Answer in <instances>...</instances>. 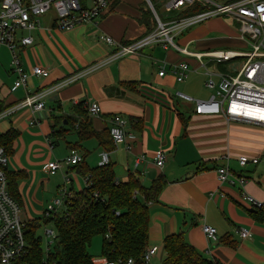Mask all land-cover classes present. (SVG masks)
Wrapping results in <instances>:
<instances>
[{
	"label": "crops",
	"instance_id": "0c3cea01",
	"mask_svg": "<svg viewBox=\"0 0 264 264\" xmlns=\"http://www.w3.org/2000/svg\"><path fill=\"white\" fill-rule=\"evenodd\" d=\"M149 1L158 17L162 12H171L162 7L161 1ZM147 9L152 12L145 0H113L96 25L83 24L69 31L55 27L53 13L40 17L37 29L19 33L32 37L33 43L17 56L24 70L39 66L48 69L49 76L29 77L25 89L14 87L16 75L11 71L10 54L0 47V66H4L6 74L0 80V111L27 95L38 96L44 104L34 126H29L27 109L0 120V137L9 131L16 133L8 152V174L19 176L17 192L24 220L36 222V216L42 218L64 185L71 195L82 191L80 167L62 165L56 174L46 175L43 170L48 162L62 161L74 149L83 158L82 168L94 169L100 155L107 153L118 182H124L128 174L137 175L145 188L159 177L165 182L157 201L147 205L146 247L157 248L149 264H163V242L179 232L186 244L212 264H264V220L251 216L256 210L241 196L244 192L255 201H264V126L227 122L220 115H194L193 106L175 96L181 93L194 100L209 99L213 92L205 87L208 77L202 64L216 84L236 65L199 61L171 46L163 48L161 43L143 46L134 55L110 59L117 48L105 44L100 37H110L122 46L141 40L156 27L155 17L148 16ZM182 11L174 12L173 18L165 15L162 20L175 19ZM221 17L187 29L174 44L191 54L245 48L238 23L232 19L225 24ZM178 64H186L188 69L182 82H177L170 72V67ZM161 68L165 69L162 77L158 76ZM84 103L100 107V115L92 117L87 113L84 123L103 135L105 144L92 136L82 138V126L77 122L70 126L66 119H60L71 121L75 105L81 104L86 110ZM114 115L126 122L123 145H114L107 136ZM60 146L64 155L58 159L53 150ZM159 151L166 156L162 169L153 163ZM140 155L145 160L134 167ZM240 156L257 157L258 163L240 169ZM223 164L235 176L246 178L242 188L219 184L216 169ZM51 177H58L59 183L50 202L43 206L36 195L44 184L48 190ZM202 225L216 230V243L206 241ZM236 229L249 231L250 238H239ZM99 258L95 261L92 257V264H101L104 258Z\"/></svg>",
	"mask_w": 264,
	"mask_h": 264
},
{
	"label": "built area",
	"instance_id": "2783aa9c",
	"mask_svg": "<svg viewBox=\"0 0 264 264\" xmlns=\"http://www.w3.org/2000/svg\"><path fill=\"white\" fill-rule=\"evenodd\" d=\"M150 6L155 17V30L141 40L130 44L121 45L110 37H100L107 45H113L117 51L110 59L123 55H134L138 49L150 43H161L163 48L171 46L175 50L194 56L197 60L208 59L216 64L231 63L238 59H244L233 67L234 75L223 74L218 83H214L211 73L202 64L207 80L205 87L212 90V95L207 100H194L181 93L175 96L184 103L193 106L194 115H220L227 122H237L247 125L264 126V0H158L166 11L179 12L192 7L201 8L202 11L188 17L161 20L154 11L149 0H145ZM113 0H0V47H4L11 57V71L15 73V88H26L29 77L46 79L49 76L48 69L36 66L30 71L24 70L18 60V52L31 46L32 37L21 36L19 33L30 32L38 28L39 18L47 13L54 14L55 27L62 31H69L83 24L96 25L105 12L109 9ZM230 16L240 26L241 39L243 35L249 36L250 41H245V49L249 51H213L204 54H191L185 49H180L174 44L172 33L180 35L187 29L200 23H204L216 17ZM19 35V36H18ZM202 63V62H201ZM100 65L91 67L94 70ZM170 72L177 82H182L188 73L186 64L172 65ZM165 69L161 68L158 76L162 77ZM87 113L92 117L100 115V107L96 103L85 104ZM27 109L30 114L29 126L37 124L36 114L44 109V104L36 95H27L22 101L4 108L0 111V120H3L19 110ZM126 122L121 116L114 115L110 119L109 135L114 145L125 144ZM50 144V142H48ZM228 157H224L227 160ZM145 160L140 155L135 159V166ZM166 161L165 153L157 152L153 157L154 166L162 169ZM8 162L9 154L0 145V264H33L27 261L30 253V245L26 240L29 221L21 218L22 208L8 192ZM83 162V158L75 150H70L68 156L62 161H50L44 167L46 175H54L60 171L62 165L75 167ZM109 163L108 154L102 153L98 166ZM257 157L240 156L237 164L240 169L247 165H257ZM219 184L238 185L243 187L246 178L235 176L230 168L223 164L216 169ZM83 190L90 188V176L82 178ZM69 194L65 185L59 189L58 198L49 204L43 214V219H52L59 215L65 220L69 213L66 210ZM242 199L247 201L255 210L264 209V201H255L250 196L241 192ZM96 198L97 194H93ZM44 235L46 239L45 249L40 240L43 260L39 264H55L50 260L56 243L54 227L47 228ZM201 231L209 244L218 241L216 230L210 226L202 225ZM235 233L241 239L250 238V232L244 229H236ZM156 247H146L142 253L140 263L132 258L109 261L104 259L101 264H149L156 254Z\"/></svg>",
	"mask_w": 264,
	"mask_h": 264
},
{
	"label": "trees",
	"instance_id": "16d2710c",
	"mask_svg": "<svg viewBox=\"0 0 264 264\" xmlns=\"http://www.w3.org/2000/svg\"><path fill=\"white\" fill-rule=\"evenodd\" d=\"M200 11L201 8L192 7L180 12L177 17L192 16ZM146 13L153 17L149 9ZM73 109L74 119L71 121L65 117L60 119H66L70 126L73 122H77L79 127L82 126L79 133L82 138L92 136L105 144L104 136L94 133L88 124L84 123L87 121V111L82 105H75ZM180 119L182 123L185 122ZM107 136L112 142L109 130ZM15 137L16 133L9 131L0 137V145L9 152ZM82 165L83 163L78 165L79 174L82 178L90 176V188L74 193L68 199L66 210L69 216L65 220L59 215L43 220L44 224L51 223L56 233V243L50 260L55 264H92V257L88 254L87 247L94 237L100 236L101 256L104 259L115 261L132 258L140 263L147 245L149 227L147 205L157 201L164 180L159 177L145 188L141 185L139 177L134 174H128L124 182H118L110 163L94 169L82 168ZM7 179L9 194L21 206L17 192L18 174H7ZM93 194H97V197L94 198ZM251 216L257 220H264V209L252 212ZM36 228V222L31 221L26 232V240L30 245L27 261L33 264H39L43 260L40 240L36 238ZM163 246L166 254L163 264H212L201 258L185 243L182 232L167 237Z\"/></svg>",
	"mask_w": 264,
	"mask_h": 264
},
{
	"label": "rangeland",
	"instance_id": "374dc122",
	"mask_svg": "<svg viewBox=\"0 0 264 264\" xmlns=\"http://www.w3.org/2000/svg\"><path fill=\"white\" fill-rule=\"evenodd\" d=\"M153 1H156V0H153ZM167 16L169 18H173L175 16V13L174 12H166V13H161V15L159 14V18L162 20L164 19V16ZM221 19H224L222 20L223 23L225 24H229L230 20H232L233 18L230 17V16H223L221 17ZM200 25V24H199ZM197 26V25H196ZM194 26L191 27V29L193 28ZM237 27V30L239 28V32H240V26H236ZM188 30H186L183 34L185 35L186 32ZM183 34L181 35H176L174 33H172V36L174 38V43H178L177 41L179 40V38H181L183 36ZM243 40L244 41H250L249 40V36L244 34L243 35ZM235 51H249L248 49H245V48H238V49H233ZM224 51V50H223ZM242 61H244V59H238V60H235V61H232L230 64H232V66H235L237 65L238 63H241ZM3 69H1V66H0V80H2L3 78L6 77V74L4 72V66L2 67ZM230 75H234L233 72H230ZM9 84L12 83V82H8ZM5 86H9L8 84H6ZM54 156L55 158H58L60 159L63 155H64V151H63V148L60 146L58 149L57 147H54ZM11 160V158H10ZM9 167V165H8ZM7 167V169L9 170V168ZM46 176H43L42 178H45ZM51 188L49 186V188H47L48 190L45 189L46 187V184H44V187H43V190L38 193L36 195V200L41 203L43 206H45L47 204V202H50L51 200V197L53 196L54 194V188L56 186V184L59 183V179L58 177L56 178H53L51 177ZM23 213V212H22ZM21 213V218L24 219L23 217V214ZM43 217L41 218L40 216H36V224H37V228H36V238H39L42 240V246L43 248L45 249V246H46V239H45V235H44V229H45V225L44 222H43ZM52 226V225H51ZM51 226L50 225H47V228H50L51 229ZM53 228V226H52ZM101 245H102V238L100 236H96L94 237L91 242H90V245L87 247V252L90 256L94 257V260L95 261H100V258L101 257Z\"/></svg>",
	"mask_w": 264,
	"mask_h": 264
},
{
	"label": "water",
	"instance_id": "95a60500",
	"mask_svg": "<svg viewBox=\"0 0 264 264\" xmlns=\"http://www.w3.org/2000/svg\"><path fill=\"white\" fill-rule=\"evenodd\" d=\"M151 173L154 174V171H151ZM151 173H150V174H151Z\"/></svg>",
	"mask_w": 264,
	"mask_h": 264
}]
</instances>
